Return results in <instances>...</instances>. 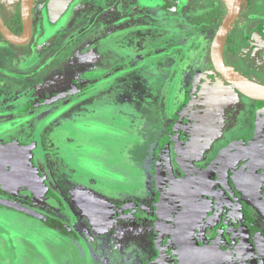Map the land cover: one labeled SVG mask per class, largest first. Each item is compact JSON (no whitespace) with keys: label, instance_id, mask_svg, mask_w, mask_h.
I'll return each mask as SVG.
<instances>
[{"label":"rangeland","instance_id":"374dc122","mask_svg":"<svg viewBox=\"0 0 264 264\" xmlns=\"http://www.w3.org/2000/svg\"><path fill=\"white\" fill-rule=\"evenodd\" d=\"M97 1H74L69 12L54 26L49 24L38 5L33 35L26 44L12 48L0 37V136L6 134V137L35 147L42 175L46 180L47 175L51 181L53 177L56 179L57 191H63L64 184L69 185L70 196H76L73 188L80 184L94 190L91 183L97 179L115 190L119 187L130 189L137 184V176L144 174L140 177L144 180L148 172L150 180L156 174L153 176L156 182H159L157 175L162 176L169 195L178 199L169 198L173 202L172 209L153 216L155 220L149 222L148 227H144L146 219L131 222L143 224L148 231V249L134 250L135 243L127 236L123 237L125 246L121 251L112 248L108 258L103 253L108 248L98 241L102 233L91 232L86 237L87 240L97 239L101 249L98 255L92 246L91 250H83L77 241L73 243L65 230L55 223L37 221L26 213L0 208V264H95V257L98 264H175L169 235L175 211L192 197L204 195L206 186L211 190L212 186L218 188L213 168L225 149L232 151L238 147L237 144L228 147L227 143L234 142L232 139L238 135L236 125H227V137L219 135L214 144L210 138L205 142L201 137L204 131L200 124L203 122L197 117L189 119L201 106L195 102L198 84L214 70L210 47L228 14L226 4L220 0H153L151 5L154 6L145 7V15L141 18L129 15L115 21L109 2L104 6ZM165 1L171 4L170 8L162 6ZM19 2L15 4L12 23L22 25ZM13 4L12 1V5L7 6ZM3 5L4 0H0V6ZM86 5L93 6L96 11L99 8L102 13H94L92 8L87 11ZM262 23L264 0H240V11L228 33L231 52L225 56L226 63L237 67L252 61V56L248 60L243 53L256 55L248 41L260 39L257 33ZM18 51L21 59L17 64L4 58ZM81 51H85L86 59L90 60L89 65H85L86 71L96 70V76L76 85L79 94L74 92L72 97L63 99V95L59 96L61 89L71 85V71L75 73L78 68L75 66L78 57L74 60L72 55ZM80 54L77 56L82 58ZM84 61L80 63L83 65ZM207 91L206 96L210 94L212 101L226 100L232 92L221 79L212 83ZM15 95H19L18 101L12 102ZM57 95V99L54 98ZM17 103L21 111L15 109ZM14 119L19 120V124H14ZM184 126L192 130L185 132ZM218 131H209V134L213 136L219 134ZM191 137H196V142L193 143ZM238 139L236 143H241V137ZM163 140L166 143L161 151ZM187 142L192 143V150L183 156L179 149H184ZM195 145L200 151L193 149ZM202 151L204 156L201 157ZM207 155L211 157L206 161ZM191 160L195 161L191 163ZM129 166L137 168V172L131 171ZM174 171L186 178L174 177ZM208 181L212 186L206 183ZM6 191L11 192L13 200L33 207L37 200L43 202L35 197L24 201L17 188ZM59 193V201H62ZM81 193H85L87 199L84 205L72 201V209H69L51 202V207L42 205L38 210L46 209L51 216L73 223L83 220L81 214L87 212L95 216L88 204L94 201L91 196L95 195L83 188ZM222 202L227 211L231 209L227 199ZM224 206L218 208V216L228 214ZM230 211L233 222L241 226L235 212ZM213 227L218 230V226ZM67 242L74 244V249Z\"/></svg>","mask_w":264,"mask_h":264},{"label":"flooded vegetation","instance_id":"af4514ba","mask_svg":"<svg viewBox=\"0 0 264 264\" xmlns=\"http://www.w3.org/2000/svg\"><path fill=\"white\" fill-rule=\"evenodd\" d=\"M12 1L14 2L13 6L11 7L7 6L8 4L12 5ZM48 1L49 0H33L31 7V26H32L31 37L33 35V31L35 28L34 20H35L36 8L38 5L41 6L42 14L46 16V19L48 21V14H47ZM152 1L153 0H99L97 2H99V5L103 4L104 6L106 5L107 2H109V4L111 5L110 8L111 17L115 19V21H117L118 19H121L129 15H136L137 18H141L143 15H145L144 12L145 7L154 6L151 5ZM18 2L20 4V18H21V0H4L5 3V5H3L4 8L3 6H0V18L2 22L16 34H20L21 33L20 30H22L20 29V26H22L20 22L19 23L16 22V24L12 23L13 15L16 13L14 10L15 4ZM73 2L68 6L63 16L69 12V9L72 6ZM94 5H96V3ZM169 5L171 4H169L166 1L163 2L162 4L164 8H170ZM89 8H92L94 13L96 12L97 14L102 13V10H100L99 8H97L96 11V9L93 8V6L86 5L84 7V9H87V11H89ZM239 11H240V5H239ZM125 23H128V21H126ZM111 33H115V31L111 30ZM257 34L260 37V39L257 40V38L255 39L253 38L251 42L248 41L249 42L248 45L252 46L251 51L253 50V52H255L256 55L251 52H250L251 54H245L244 52L243 55H246V59L249 60V56H252L253 59L252 61L249 62L246 61L241 66L239 65L237 67L233 66L232 63H226L227 59L225 58V56L227 52H231L229 46L230 43L228 42L229 34H227L222 50V62L224 65L230 66L238 74L246 77L247 79L255 83L264 86V79H263L264 78V23H262V26L259 27V32ZM0 37L3 36L0 34ZM6 42H7L6 44L12 48L20 47V45H23V44H13L8 41ZM80 53L79 52L76 54L73 53L72 55L76 58L74 60H77L78 57L77 60L78 65H75L78 68L76 69L75 73L74 71H71V80H70L71 83H69L71 85L66 88L63 87L61 89L62 92L60 93L59 96L63 95L62 97L63 99L72 97L74 95V92H76V94H79L80 89L77 88L76 85L84 82L86 78H91L96 76L95 74L96 70H94L93 72L86 71L85 65H89L88 61H90L86 59L87 58V56L85 55L86 52L81 51ZM77 54H80L82 58L77 56ZM13 55L11 54L4 55V58L13 60L14 64L20 62L19 61L21 59L20 51L13 53ZM230 58L232 59V57ZM70 60H73V58H71ZM80 60L82 61L85 60L83 62V65L82 63H80ZM70 66H74V65H70ZM2 69L4 70L3 66ZM204 79L205 80H202V82L198 84L195 93L196 94L195 102L196 104H198V106L199 105L201 106L200 108L197 109V111H195L194 113L192 112V114L189 116V119L195 120V118L197 117V119L200 120V123L203 122L202 124H200L201 126H203L201 130L204 131L201 137L205 138V142H207V138H210L211 139L210 141L214 144L217 143V140H215V138H218L219 135L220 138L227 137V135L225 134V127H227V125H229V127L232 125L234 126L236 125V130L238 132V135H236L234 139H232V141L234 142L230 143L229 141H227V143L229 144L228 147H231L236 144L238 147L234 148L232 151L225 149L221 159L213 168L215 169L214 174L216 181L218 183V188L215 189L214 186H212V182L209 181L206 182L211 184L210 186L213 187L212 190L209 189L210 187L207 188L206 186L204 195L202 194L197 197L196 196L192 197V199H190L187 203H185L175 211L174 213L175 215L173 216V222H172L173 227L171 228L169 233L171 245L174 251L173 260L175 264H183L180 260V257H178L177 248L172 240V234H171L174 227L176 226V218L178 217L180 211L184 207L192 204L194 205L197 202H201V201L204 202L205 201L204 198H208L211 202L207 207V215L202 219V221L198 225L195 226V231L193 232V236L195 237L199 245H201V247L202 246L208 247L209 245L217 241L218 243L216 244V251L219 253V255L212 256L209 253H207L205 256H203L201 254L194 252L192 249L188 248L187 251L184 252V254L182 252L184 258V264H204V262L206 264H264V100L254 99L240 92L235 86H233L231 83L225 80L222 77V75L219 72H217L215 69L214 70L212 69L211 72L207 74L206 78ZM218 79L223 80V82L230 87L232 92L229 93L228 97L224 96L225 98L227 97L226 100L213 99L214 101H212V96L210 94L209 96H206L208 92L207 88L210 87V85ZM63 84L62 86H64ZM57 97L58 95L55 96L54 98L57 99ZM18 98L19 95L18 96L15 95L12 98V102L18 101ZM54 98L52 99L55 100ZM246 102L248 103L247 106L244 104ZM51 103L53 104L55 102H51ZM16 105L18 107H15V109L21 111V106L19 105V103H17ZM202 106H207L206 107L207 109L206 108L204 109V107ZM2 110H5V108H3ZM203 110L205 112H202ZM13 122L14 124L16 123L19 124L20 121L14 119ZM186 127L188 126H184L182 128L185 132H187ZM187 130L191 131L192 128L190 127ZM217 130H219L218 131L219 134L215 133L213 136H210L209 131H217ZM5 135L6 134H3L2 137L0 136V148L6 146L8 143L13 141L18 143H23L21 141H16L15 140L16 138H9L6 137ZM164 136L161 138L163 139ZM239 137H241L242 141L241 143H236ZM212 139H214V141H212ZM190 140H194L193 141L194 143L196 142L197 139L196 137L195 139L194 137H191ZM24 143L29 144L28 142H24ZM165 143L166 142L164 140L160 143L159 150L161 149L162 151L164 149ZM227 143L225 142L224 145L225 147H227L226 145ZM190 145H192V143L189 142L185 143L183 145L184 149H179V153L183 156H185V153L187 152L190 153L192 150ZM196 147L197 145H195V148L193 149L200 151L199 147L197 148ZM203 152L204 151H202V153ZM32 154H33L32 163L38 168L37 161H39L38 158L39 152L36 150L35 147L32 148ZM202 156H204V153L201 155V157ZM207 157L208 158H206V161L211 157V155H207ZM159 158L162 160L161 157ZM202 159L205 160V158ZM194 161L195 160H191V163ZM129 167L131 168V166ZM48 168L49 166L47 167V169ZM174 172H175L174 177L186 178L184 174L176 175V171ZM178 173L180 172L178 171ZM146 174L147 177L145 176L144 180H140L137 177L136 179L137 184L133 185V188L130 189H128L127 187H119V189L115 190L111 187L112 185L111 186L106 185L104 182H101V180L99 179L91 183V185L95 187L94 190L92 189L88 190L87 187H84L86 185H82V184H80V186L79 185L75 186L74 188L71 187L74 189V191L76 190L77 193L76 196L75 195L70 196L71 194L68 193L70 186L64 184L63 191L58 189V191L61 192V194L60 193L59 194L61 195L62 201H59V195L56 188L57 184L55 185L56 179H54V177L52 178L51 181L48 175H47L48 177L47 180L45 179L44 176L47 190L44 191L43 193L36 192L35 190H32L20 184L17 185V182H3L0 179V197L12 201L13 204H16L17 206H21L25 209L20 210L17 209V207H13L10 205H2V204H0V208L2 210H9V211L13 210V211L26 213L30 218L41 222L43 221L38 217H36V215H40L41 217H48L49 221H44V222L55 223L56 225L62 227L65 230L64 233L68 236V239L72 240L73 243L77 241L83 250L86 248L87 249L89 248L91 250V246H92L93 250L98 251L95 254L99 255L101 250L100 244L102 242L104 246L105 243V248H108L109 251L108 252L107 249L106 252L105 250H103L105 258H108L112 248L114 249L117 248L118 251H121V249L125 246L124 245L125 241L123 240V237L125 238L127 236L128 237L131 236V239L129 241L135 243L134 250H137L138 252L139 251L143 252L144 251L143 249H148L150 247L148 246V242H147V238H149L148 231L145 230L144 227H148L149 222L151 223L152 221L155 220L153 216L163 213V211L166 209H170V208L172 209L173 202L170 200L172 199V197L178 199L176 196L169 195L170 192L168 188L165 186L164 182L162 183L161 180L162 176L157 175L159 182H156L153 180L154 179L153 176L155 177L156 174L152 176V180H150L149 178L150 176H148L149 173L146 172ZM90 187L91 186H88V188ZM11 188H17V190L21 193L20 195L23 197L24 201H26V199L35 197V198H40L41 200H43V202L37 200L35 206L33 207L31 205H28V203L18 202L15 199L13 200L12 196H10L11 192L6 191ZM82 188L85 190V192L91 191V193L95 195V196L90 195L92 197V200L94 201L88 203L89 205L92 206V207L90 206L91 207L90 209L93 211L95 216H91L87 212L88 214L87 213L84 215L81 214V216H83V220L80 219L79 220L80 222L73 223L71 221H64V220L61 221L58 216H56L57 218L51 216L50 215L51 212H47L48 210L46 209L44 210L39 208L38 210V207H41L42 205H45V208L52 205L50 204L51 202L57 204L59 203L60 206L63 205L65 207H68L69 209H72L71 208L72 206L70 205L72 201L78 203L79 206L81 204L84 205L86 204V202L84 201H87V199L83 195L85 193H81ZM24 189L26 191H24ZM124 192H126L127 194H125ZM122 193H124L125 195H122ZM245 194L248 196L245 197ZM80 195H83L82 199ZM223 199H227L230 202L229 206L235 212L237 219L241 221L240 223L241 226L239 227L236 226L235 220L233 222V220L231 219L232 217V213L230 211L231 209L227 207L229 209L227 211L226 204L222 202ZM160 201L162 202L160 203ZM176 201L177 200L174 201V205ZM37 202H39L40 204ZM88 202L90 201L88 200ZM217 204L220 205L219 207L221 206L223 207V205H225L224 208L228 214L218 216L219 207L218 208L216 207ZM84 216L86 217L85 219ZM225 218H227L228 220L227 219L225 220ZM139 219L140 220L146 219L144 227H142L143 224L140 226V225H133L131 223L132 221L135 222L138 221ZM208 222H213L216 224L213 223L211 224ZM215 225L218 226V230H215V227H213ZM133 228H135L134 231ZM204 230H208V231H204ZM211 230H213V232ZM229 231L231 234L229 235L228 233L227 235V232ZM91 232L92 233L96 232L99 234L102 233V236L99 235L101 239H98L100 244L98 243L96 238L92 240L91 239L87 240L86 237H88L89 236L88 233ZM135 239H137L138 241H135ZM67 244L69 245L70 243L67 242ZM73 245L74 244H70L71 249L73 248L72 247ZM134 250L132 251L133 253ZM94 259H95V264H98L96 257ZM169 260L170 259H166V261ZM104 263L109 264L106 262Z\"/></svg>","mask_w":264,"mask_h":264},{"label":"water","instance_id":"95a60500","mask_svg":"<svg viewBox=\"0 0 264 264\" xmlns=\"http://www.w3.org/2000/svg\"><path fill=\"white\" fill-rule=\"evenodd\" d=\"M74 0H49L47 3L48 21L50 24H56L68 6ZM226 4L228 14L221 26L217 30L210 47V57L214 69L222 77L235 86L240 92L254 98L264 100V86L255 83L246 77L235 72L230 66L222 62V50L226 36L232 26L238 12L240 0H220ZM33 0H21V21L22 31L20 34L14 33L9 29L0 18V34L4 39L13 44H25L32 34L31 26V7ZM32 145L26 143L10 142L0 148V179L3 182H17V185L26 186L36 192L43 193L47 190L44 176L38 168L32 163ZM16 185V186H17ZM205 201L184 207L176 218V226L172 231V240L177 248L178 257L184 264L183 254L187 249L205 256L209 253L212 256H218L215 241L207 246L199 245L193 236L195 226L207 215V207L210 204L208 198ZM203 202V203H202ZM0 204L17 207L24 210L25 208L13 204L12 201L0 197ZM183 252V254H182ZM204 264H206L204 262Z\"/></svg>","mask_w":264,"mask_h":264},{"label":"trees","instance_id":"16d2710c","mask_svg":"<svg viewBox=\"0 0 264 264\" xmlns=\"http://www.w3.org/2000/svg\"><path fill=\"white\" fill-rule=\"evenodd\" d=\"M205 18V17H204ZM21 29V26H20ZM36 217H38L39 219H41L42 221H49L48 217H41L40 215H36Z\"/></svg>","mask_w":264,"mask_h":264},{"label":"crops","instance_id":"0c3cea01","mask_svg":"<svg viewBox=\"0 0 264 264\" xmlns=\"http://www.w3.org/2000/svg\"><path fill=\"white\" fill-rule=\"evenodd\" d=\"M128 162V161H127ZM129 163V162H128ZM131 171H134V172H137V168L136 169H131ZM143 175V174H142ZM142 175H140V176H137L138 177V179H140V177L142 176ZM141 180V179H140ZM257 229H259V228H257ZM260 236V235H259Z\"/></svg>","mask_w":264,"mask_h":264}]
</instances>
